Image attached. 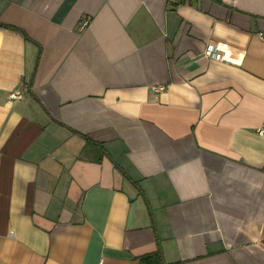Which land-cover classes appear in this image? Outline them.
<instances>
[{
	"label": "crops",
	"instance_id": "obj_1",
	"mask_svg": "<svg viewBox=\"0 0 264 264\" xmlns=\"http://www.w3.org/2000/svg\"><path fill=\"white\" fill-rule=\"evenodd\" d=\"M260 34L264 0H0V264H264Z\"/></svg>",
	"mask_w": 264,
	"mask_h": 264
},
{
	"label": "built area",
	"instance_id": "obj_2",
	"mask_svg": "<svg viewBox=\"0 0 264 264\" xmlns=\"http://www.w3.org/2000/svg\"><path fill=\"white\" fill-rule=\"evenodd\" d=\"M88 22V18H84L81 20V27H84L87 25ZM261 39L264 40V35L260 34ZM207 51L209 52V54H212L214 56V58L219 59L221 57L220 52L216 51L214 49V47L212 46H208L207 47ZM159 89H162V87H158ZM23 98V94L21 93L20 90H13L11 92H9L8 94V100L9 101H14V100H21ZM257 133L264 135V123L257 129Z\"/></svg>",
	"mask_w": 264,
	"mask_h": 264
},
{
	"label": "trees",
	"instance_id": "obj_3",
	"mask_svg": "<svg viewBox=\"0 0 264 264\" xmlns=\"http://www.w3.org/2000/svg\"><path fill=\"white\" fill-rule=\"evenodd\" d=\"M12 30H20L13 26H7ZM21 31V30H20ZM139 264H165L162 259L160 250H156L152 253H147L139 258Z\"/></svg>",
	"mask_w": 264,
	"mask_h": 264
}]
</instances>
